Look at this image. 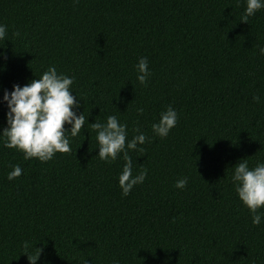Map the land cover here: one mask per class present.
<instances>
[{"label":"trees","instance_id":"16d2710c","mask_svg":"<svg viewBox=\"0 0 264 264\" xmlns=\"http://www.w3.org/2000/svg\"><path fill=\"white\" fill-rule=\"evenodd\" d=\"M244 7L0 0V97L55 66L73 77L86 117L71 151L46 162L0 142V264H29L25 241L30 256L41 249L35 264H264V218L251 223L229 180L238 160L264 161V8L246 23ZM141 56L150 70L143 85L134 67ZM168 105L177 123L160 138L151 125ZM5 112L0 102V129ZM113 114L128 139L136 130L151 137L143 152L128 153L133 174L147 173L127 196L117 182L123 159L100 160L89 125ZM13 165L22 173L9 180Z\"/></svg>","mask_w":264,"mask_h":264},{"label":"clouds","instance_id":"9594fccd","mask_svg":"<svg viewBox=\"0 0 264 264\" xmlns=\"http://www.w3.org/2000/svg\"><path fill=\"white\" fill-rule=\"evenodd\" d=\"M245 7L240 21L248 22L258 10L264 8V0H244ZM18 35V33H13ZM7 26L0 23V41L6 40ZM259 54L264 55V45L259 46ZM4 53L0 52V57ZM136 80L145 84L150 76L148 60L139 57L135 64ZM73 77L57 72L55 66H49L38 78L32 79L24 85L13 84L11 91L5 89L0 102L6 107L5 124L0 129V142L6 148H14L23 154L24 159L35 158L40 162H46L55 153H67L71 151L69 137L81 134L86 117L83 111L77 114L79 102L71 93L70 85ZM252 100L259 102L260 96L253 95ZM138 113L143 108H137ZM177 111L168 105L159 113L158 120L151 125L152 132L160 138L166 137L177 123ZM68 125L69 127H65ZM95 133L97 142L96 156L105 162L117 159L118 155L123 159L122 170L117 182L121 189V195L127 196L130 190L144 181L147 169H141L133 174V162L129 156L130 150L143 152L142 147L146 140L144 132L139 130L137 134L128 139L127 126L119 122L116 115H108L104 122L94 120L89 124ZM229 180L241 202L247 208L251 223L259 225L264 218V161H256L249 166L247 159L238 160L232 167ZM22 173L19 165H13L7 173V179L12 180ZM187 184V177L175 181V187L183 189ZM36 248V247H35ZM29 255V243L22 244L21 253L26 254L29 264H35L41 249L36 248ZM112 264H119L113 260Z\"/></svg>","mask_w":264,"mask_h":264}]
</instances>
